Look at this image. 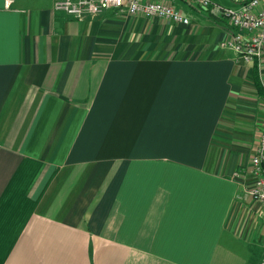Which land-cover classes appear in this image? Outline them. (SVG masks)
I'll list each match as a JSON object with an SVG mask.
<instances>
[{"label": "crops", "instance_id": "crops-1", "mask_svg": "<svg viewBox=\"0 0 264 264\" xmlns=\"http://www.w3.org/2000/svg\"><path fill=\"white\" fill-rule=\"evenodd\" d=\"M171 1L191 25L0 0V264L264 259L248 194L264 58L221 49L226 20Z\"/></svg>", "mask_w": 264, "mask_h": 264}, {"label": "built area", "instance_id": "built-area-1", "mask_svg": "<svg viewBox=\"0 0 264 264\" xmlns=\"http://www.w3.org/2000/svg\"><path fill=\"white\" fill-rule=\"evenodd\" d=\"M184 1L192 9L206 10L228 22L233 31L221 41V49L233 51L246 63H261L264 58V0H248L236 7L212 0ZM54 9L79 21L99 17L113 9L130 16L143 13L185 26L192 23L171 0H55ZM250 173L253 182L248 194L264 207V134L252 157ZM259 264H264V259Z\"/></svg>", "mask_w": 264, "mask_h": 264}]
</instances>
